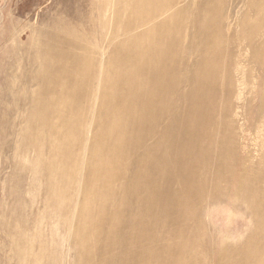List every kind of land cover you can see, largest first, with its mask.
I'll return each mask as SVG.
<instances>
[{"label": "rangeland", "instance_id": "obj_1", "mask_svg": "<svg viewBox=\"0 0 264 264\" xmlns=\"http://www.w3.org/2000/svg\"><path fill=\"white\" fill-rule=\"evenodd\" d=\"M124 1H116V8L123 10ZM217 5L224 43L215 51L221 67L215 82L206 81L213 85L211 97L200 99L212 105L208 123L194 127L211 139L209 169L200 177L209 182L188 216L178 212L180 206H169L170 230L163 243L191 256L180 264H243L247 256L253 257L247 264H264V255L256 258L264 251V61L255 53L264 49V0H219ZM102 11L101 0H0V264H97L110 257L104 249L107 236L92 235L95 227L79 220L83 205L92 213L101 203L90 158L97 142L105 147L108 142L99 141L96 101L65 98V111L75 113L81 126L61 135L53 128L61 121L47 116L41 104L48 95L40 66L63 32L86 39L104 59L110 54L109 16ZM128 18L118 19L126 23ZM197 59L192 56V62ZM170 119L164 113L157 128H166ZM58 146L68 156L55 154ZM218 164L229 168L222 177L231 182L235 198L227 195L231 190L225 183L218 197L212 196ZM236 178L245 179L244 190L234 185ZM105 205L111 208L112 202ZM79 224L90 234L82 248ZM170 257L151 264H177Z\"/></svg>", "mask_w": 264, "mask_h": 264}, {"label": "bare ground", "instance_id": "obj_2", "mask_svg": "<svg viewBox=\"0 0 264 264\" xmlns=\"http://www.w3.org/2000/svg\"><path fill=\"white\" fill-rule=\"evenodd\" d=\"M116 1L101 0L102 13L109 16L105 28L112 48L107 58L70 31L51 44L40 66L48 95L41 104H46L47 116L61 121L53 125L61 135L81 126L75 113L65 111V98L96 101L99 141L108 142L107 147L97 142L90 158L101 203L92 213H85L87 206L83 205L79 220L95 227L92 235L107 236L104 249L110 257L97 264H151L163 255L180 264L191 256L179 249L175 253L163 242L170 230L169 206H180L178 212L188 216L195 200L205 196L209 182V177H200L209 169L211 139L194 127L199 121L208 123L212 105L200 99L211 97L213 85L206 81L215 82L221 67L220 54L215 51V46L224 43L216 17L219 0H119L127 7L123 10L116 8ZM125 14L129 15L126 23L118 19ZM116 38L122 40L115 44ZM255 50L257 59L264 61V49ZM195 54L198 59L192 62ZM164 113L171 119L160 130L157 125ZM56 153L67 154L59 146ZM225 166L218 164L212 196L218 197L225 183L231 190L227 195L235 198L231 182L222 177L229 170ZM114 182L117 185L112 188ZM234 185L245 188V179L236 178ZM107 201L112 202L111 208L105 205ZM84 231L79 224L80 248L89 243L90 234ZM263 255L262 250L257 260ZM252 258L245 257L243 264Z\"/></svg>", "mask_w": 264, "mask_h": 264}]
</instances>
